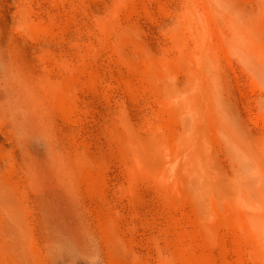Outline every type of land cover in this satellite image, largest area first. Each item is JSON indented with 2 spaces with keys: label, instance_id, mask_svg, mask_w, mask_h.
<instances>
[{
  "label": "rangeland",
  "instance_id": "rangeland-1",
  "mask_svg": "<svg viewBox=\"0 0 264 264\" xmlns=\"http://www.w3.org/2000/svg\"><path fill=\"white\" fill-rule=\"evenodd\" d=\"M0 183L27 264H264V0H0Z\"/></svg>",
  "mask_w": 264,
  "mask_h": 264
},
{
  "label": "bare ground",
  "instance_id": "bare-ground-1",
  "mask_svg": "<svg viewBox=\"0 0 264 264\" xmlns=\"http://www.w3.org/2000/svg\"><path fill=\"white\" fill-rule=\"evenodd\" d=\"M119 22L120 20L115 22L112 26H108V28H106L107 31H111L113 33L116 39L118 38L120 31L118 28L120 24ZM122 23L123 21L121 22V24ZM16 80L21 81L20 75L16 74ZM40 84L44 90L48 91L50 94H54L57 97L60 109L64 112L66 110V99L63 95L61 87L55 85V83L50 84L49 82L45 81L40 82ZM28 92H30L32 96H34L35 103L37 104L40 101L39 94L33 89H28ZM33 109H35V107ZM45 117L46 116L42 117V119ZM142 154L146 157V159L148 158L147 152H142ZM56 164L59 172L58 175H60V177L64 179H69L72 176H76L70 174L77 173L80 167L84 166V161L78 157H75V159H72L71 162L67 163L66 160L59 158L56 160ZM19 207L20 199L17 196L12 195L5 184L0 183V216L5 222V225H0V250H2L1 248L4 246V244H6V246L11 250L10 258L14 264H27L26 259L20 255V251H22L24 244L28 243V238L25 236L24 232L21 229V227L26 223L25 219H23L19 215ZM254 218V234L264 243V199H261L258 202V207L256 213L254 214Z\"/></svg>",
  "mask_w": 264,
  "mask_h": 264
}]
</instances>
